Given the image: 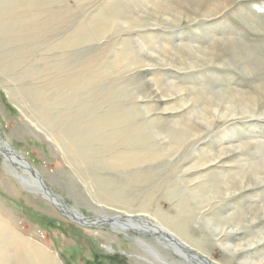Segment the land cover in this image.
Masks as SVG:
<instances>
[{
	"label": "rangeland",
	"instance_id": "obj_1",
	"mask_svg": "<svg viewBox=\"0 0 264 264\" xmlns=\"http://www.w3.org/2000/svg\"><path fill=\"white\" fill-rule=\"evenodd\" d=\"M76 56L130 146L46 127L82 108L44 99ZM0 149V264H264V0H0Z\"/></svg>",
	"mask_w": 264,
	"mask_h": 264
},
{
	"label": "bare ground",
	"instance_id": "obj_2",
	"mask_svg": "<svg viewBox=\"0 0 264 264\" xmlns=\"http://www.w3.org/2000/svg\"><path fill=\"white\" fill-rule=\"evenodd\" d=\"M31 9L32 8L29 6V4H27L24 7L22 6L21 9H19V11L16 12V15H18V18H21L22 17V14H23V15H25L24 17H28L30 19L32 17V15H33V12H32ZM25 24H26L25 28L30 29L31 27H34V25H36L35 24V19L34 20L33 19L32 20H27ZM22 29L23 28H21V30ZM89 31L93 34V33L96 32V28L93 27V25H92V27L89 29ZM19 32H20V30H19ZM1 46H3V45H1ZM51 50H53V48ZM55 57H56V55L53 56L52 59L55 58ZM76 58H77V56H76ZM76 58H74L75 61H71L70 64H67V65H66V63L59 64L58 62L60 60H58V59L56 61L53 60L52 62H50L52 68L54 66H57V67H61L62 70H61V68H57L56 71L58 72V74L59 73L60 74L58 76L54 77L53 80L50 79L49 81H47L48 82L47 83V86L49 85L50 93H49V96L48 97H44V99H46L47 101H51V103L52 102L55 103V107L57 106V109H60V111H61V109L67 110V109H69V107H66L67 105L66 106H61V104L59 103V100H58L59 99V96L62 95V92H65V91H71V90L72 91H76V92L78 91V92H80L79 93V96H78L79 97L78 98V101L80 100L79 106L82 107V108L79 107L80 108V111L78 113H75V114L73 113L74 115L71 114L72 112L71 113L66 112L64 114H67L68 113L67 115H64V114H61L60 113V114H57V115H53L52 116V113L48 110V112L46 114H50L51 116L46 117V118L47 119L48 118L49 119H52L53 118L54 121L56 120L57 124L61 122V124H63L62 126H65V128H63L61 130L58 129L54 125V123H51L50 122L51 120L49 121L50 123H47L45 125H46V127L49 130L51 129V130H57V131L63 132V135L64 136L62 138V141H65L66 143L68 142L66 144L67 147H68L66 152H68L69 155H67V156H73L75 158L79 157L80 155L78 154V151H80L83 148H85V146H89V145H86L88 142H94L93 144L96 143L99 146H98V148L96 147L95 150L92 149L93 152L92 153L90 152V154H91V156H95L97 158L99 156H104L105 155L104 153L106 151L105 150V148L107 147L106 145H110V144H113V143H116V142L118 144H119V142L122 143V142H124L123 139L125 140V142L126 141H129L128 136H130V131L131 130L129 129L130 127L127 126V120H126V118H124L122 116V113H124V112L126 113V111L123 112L122 110H117L118 108L115 109V107L113 106V102H114L113 100H115V99H113L114 97H112L114 95V93H113L114 91H113V87H112V82H109L108 81L107 84H103L102 85V78H98L97 75H94L93 74L92 68H91L92 66L90 65L89 61L88 62L85 61L84 60L85 58H84L83 59L84 61L83 62L81 61V63H80L79 57L77 59ZM68 65H70L72 67L70 68ZM75 67L78 68V71L76 73H73V72L71 73V71ZM48 69L51 70L50 67ZM32 72H33V70H32ZM104 78H106V77H104ZM37 92H39L38 94H41V91L39 90V88L36 87V94H37ZM115 92H117V91H115ZM123 92L124 91H122V93ZM68 93H70V92H68ZM41 95H39V98H40ZM87 97H88V99H87ZM71 98H73V97H71ZM124 99H125V97H124ZM121 100H123V99H121ZM38 102H39V99H38ZM37 104H39V103H37ZM71 104L73 105L74 103H71ZM241 104H239V105H241ZM52 106H54V104ZM52 108H54V107H52ZM70 108H72V107H70ZM68 111H70V110H68ZM234 112H235L234 109L229 108L228 109V112H225L224 113V115H223L224 118L223 119L228 118V116L233 118V116H235V115H233ZM75 117H77V118L75 119ZM73 121L75 123H72ZM62 126H60V127H62ZM135 130H137V129L135 128ZM56 136H57V134H56ZM82 137H84V138H82ZM118 140H119V142H118ZM129 142H126V143H128L129 146H130V143L131 142L130 143ZM69 143L71 145H69ZM61 144H62V142H61ZM142 144H144V143H142ZM102 146L103 147L106 146V147L105 148H102ZM114 146L115 145H113V149H114ZM70 147L73 148V149H71ZM118 151H119V149H118ZM119 155H121V154H119ZM103 159H101V160H103ZM86 161H90V160H86ZM97 161H100V160H97ZM80 167H82V166L79 165V168ZM82 172H83V170H82ZM111 184H112V182H111ZM63 210L66 211V209H64V208H63ZM72 216H73L74 219H77L80 222H83V223L86 222V223H88V220L85 219V218H83V217H81V215H76V214L74 215L73 214ZM147 225H148V223H147ZM151 227H154L153 229H155L157 231L164 230V228L158 227V226L153 225V224H151ZM166 233L167 234L168 233L171 234V236H173V237H175V239L179 240V241L176 240L175 241L176 242L175 244L177 246H179L183 251H185V252L187 251L186 252L187 254L190 253L189 251L192 250V248H190L189 246H187L186 244H184L182 242V240L180 241V239H178V236H175L174 234L170 233L167 230H166ZM192 257H194V256H192Z\"/></svg>",
	"mask_w": 264,
	"mask_h": 264
},
{
	"label": "water",
	"instance_id": "obj_3",
	"mask_svg": "<svg viewBox=\"0 0 264 264\" xmlns=\"http://www.w3.org/2000/svg\"><path fill=\"white\" fill-rule=\"evenodd\" d=\"M33 172H34L35 174H37L36 171H33ZM202 260H204L203 262L206 263V264H211L208 260H205V259H202Z\"/></svg>",
	"mask_w": 264,
	"mask_h": 264
}]
</instances>
